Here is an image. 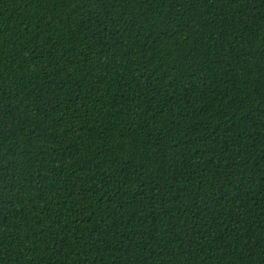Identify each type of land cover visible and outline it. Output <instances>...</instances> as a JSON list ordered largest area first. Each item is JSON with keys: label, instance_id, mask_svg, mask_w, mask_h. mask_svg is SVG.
Returning <instances> with one entry per match:
<instances>
[{"label": "trees", "instance_id": "trees-1", "mask_svg": "<svg viewBox=\"0 0 264 264\" xmlns=\"http://www.w3.org/2000/svg\"><path fill=\"white\" fill-rule=\"evenodd\" d=\"M0 264H264V0H0Z\"/></svg>", "mask_w": 264, "mask_h": 264}]
</instances>
